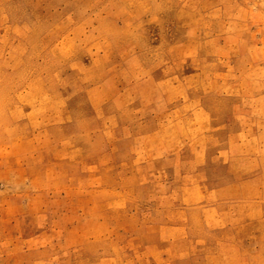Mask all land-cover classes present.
Instances as JSON below:
<instances>
[{
	"label": "rangeland",
	"instance_id": "obj_1",
	"mask_svg": "<svg viewBox=\"0 0 264 264\" xmlns=\"http://www.w3.org/2000/svg\"><path fill=\"white\" fill-rule=\"evenodd\" d=\"M34 101L36 153L9 147L20 174L0 179V264H264V180L228 203L236 224H201V194L181 193L254 167L182 127L257 136L264 0H0V113ZM173 110L179 127L157 129ZM173 133L194 146H166ZM161 153L177 156L148 160Z\"/></svg>",
	"mask_w": 264,
	"mask_h": 264
},
{
	"label": "crops",
	"instance_id": "obj_2",
	"mask_svg": "<svg viewBox=\"0 0 264 264\" xmlns=\"http://www.w3.org/2000/svg\"><path fill=\"white\" fill-rule=\"evenodd\" d=\"M94 98V97H93ZM91 106L94 111H96L98 108H100V103L96 99H92ZM91 101V100H90ZM107 102V101H106ZM105 102V103H106ZM133 102L130 101L125 107H123V110L125 112L132 111ZM0 179H5L6 177H15L17 174H20L19 169H9L7 170L5 166V162L8 161L6 158V152L8 153L9 147H28L27 152L29 156H32L36 153L37 148V130H38V121L36 117V102L30 103L29 107L27 109L21 108L19 106V114L18 117L14 114L12 116H7L6 113H0ZM49 117L47 118V114H45V121L39 125L40 129H51L53 126V120H52V113H48ZM170 117V118H169ZM169 118V119H168ZM167 122L162 120L161 124L156 125L157 129H161L162 131L165 130H175L177 127H179L180 123L177 120L178 116L176 115L175 111L173 110L169 114H167ZM207 124V123H206ZM62 125V124H61ZM130 125V124H126ZM135 125H150L149 122H137ZM185 126V125H184ZM183 129H186L189 131L196 130L197 128H201L202 132H204V149L205 152L209 147L213 146H219L222 145L220 148V151H224L226 147V157L229 162H246L248 164H253L254 167L251 170H245L243 168H234L232 171H228V169L225 170V172L220 173L217 172L215 174V178L219 179L216 185L211 184L208 181H205L203 183H199L196 186H185L186 189L181 188V193L183 194H190L189 192H197L201 194L203 204L200 206V209L204 212V218H206V221L201 224H209V225H219V224H236V222H224L225 220L229 219V217L235 218L236 215H230L226 211H228V203H234L232 204V207L239 208L241 205L240 201L244 200L239 195L245 194V183H248L250 180H264V137L260 136V129L264 128V125H252V131L256 137L251 136L252 134H246L245 135V126L242 125H186V127ZM234 126H236V131L234 135L232 133L228 132L226 135V138L222 143H214L212 139H210V135H212L213 131L216 130H224L227 129L230 131V128L234 129ZM249 129V128H248ZM201 132V133H202ZM211 132V134H209ZM200 133V134H201ZM164 137V136H163ZM179 135L176 133L165 135L164 138H167L166 146H177V145H185L187 144L188 147L194 146V136L188 138L187 143H182V137L181 140L179 139ZM196 146V144H195ZM7 147V148H6ZM9 151H11L9 149ZM15 153V149H13ZM220 151L214 152L215 159H219V157H222ZM34 153V154H33ZM216 153V154H215ZM162 154V153H161ZM177 153H165L162 154L156 158H151L148 160H157V161H166L170 160V157L172 160L176 159ZM208 154V153H207ZM218 154V156H217ZM11 159L15 160V155H13ZM144 156V155H142ZM62 160L65 159H61ZM227 162V161H225ZM264 184V181H263ZM264 192V185L260 188V193ZM229 193L231 197L229 199L224 198V194ZM233 196V197H232ZM189 202V208L194 209V207L191 203V200H188ZM2 206L0 205V208ZM194 207V208H193ZM198 208V207H197ZM209 221H208V220ZM190 223V222H189ZM191 224V223H190ZM187 238V237H186ZM190 241H196L200 240L198 236L195 235H189L188 238ZM31 240H35L34 237H32ZM31 253V251H29Z\"/></svg>",
	"mask_w": 264,
	"mask_h": 264
}]
</instances>
